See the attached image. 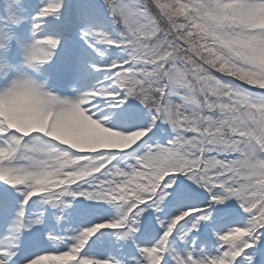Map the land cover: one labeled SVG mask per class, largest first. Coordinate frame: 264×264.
I'll return each instance as SVG.
<instances>
[{"label": "snow or ice", "instance_id": "1", "mask_svg": "<svg viewBox=\"0 0 264 264\" xmlns=\"http://www.w3.org/2000/svg\"><path fill=\"white\" fill-rule=\"evenodd\" d=\"M0 264H264V0H0Z\"/></svg>", "mask_w": 264, "mask_h": 264}]
</instances>
